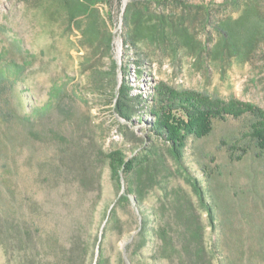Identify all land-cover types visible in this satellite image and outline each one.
I'll return each mask as SVG.
<instances>
[{"label":"rangeland","instance_id":"1","mask_svg":"<svg viewBox=\"0 0 264 264\" xmlns=\"http://www.w3.org/2000/svg\"><path fill=\"white\" fill-rule=\"evenodd\" d=\"M253 1L100 0L92 17L71 18L60 0H0V264H64L69 251L77 264H187L175 211L189 207L206 251L218 242L213 264H264V153L247 148L251 116L213 121L207 137L187 142L184 166L215 198L212 232L151 114L159 87L264 112V43L241 58L214 52L218 27L251 28L264 17V0ZM133 6L146 7L150 22L186 29L195 47L170 31L165 41L132 37ZM93 20L113 37L107 53L86 32ZM120 84L137 99L130 121L108 100ZM115 151L151 158L118 185L106 160ZM161 231L177 244L170 258L160 253Z\"/></svg>","mask_w":264,"mask_h":264},{"label":"trees","instance_id":"2","mask_svg":"<svg viewBox=\"0 0 264 264\" xmlns=\"http://www.w3.org/2000/svg\"><path fill=\"white\" fill-rule=\"evenodd\" d=\"M60 1L69 16L75 18L80 15L92 17L93 15L89 11L100 0ZM251 2L255 3L253 0ZM233 4H237L236 1ZM250 12L252 11L248 10L247 14ZM125 15L128 17L127 22L132 31L131 36L134 38H147L150 41L161 38L162 41H165L167 38L165 32L170 31L178 34L181 42L190 49L195 47L187 30L176 28L170 19L166 22L163 17H160L156 19V22H150L146 7L133 6L126 11ZM88 27L86 32L92 34L96 39L93 48L106 53L109 52L113 42L111 33L103 31L98 22L94 20ZM217 30L220 34V41L214 48L215 56L226 54L228 57L241 58L245 54L244 49H246V52L253 48L256 43H264V17H261V20L253 24L251 28H246L239 21H235L233 26L226 24L218 27ZM259 37L262 38L261 41H258ZM123 73L126 75V71ZM138 75H140V71H138ZM112 92L114 95L108 100H110V105L113 106V111L121 119L130 121L133 107L137 101L135 97L131 96L130 87L126 84L116 85L112 87ZM156 92L157 103L151 111L155 118L152 133L166 144L168 156L179 167V176L190 187L198 209L206 214L208 224L212 232H215L219 227L215 198L211 191L206 190L202 182L185 168L183 157L187 142L191 139L200 140L207 137L211 133L213 121H224L227 117L239 119L244 115H249L252 120L249 127L247 148L257 153H264V112L251 104L235 101L224 103L198 94L177 93L163 87L157 88ZM12 119L24 125L33 120L32 118L22 120L15 117ZM248 151L249 149L243 152L247 153ZM149 158H151L149 155H145L142 158L127 160L122 153L117 151L106 155L111 176L118 185H120L121 175L128 176L133 172L140 174L142 170H145ZM151 179L152 175L150 174L147 176L146 182ZM142 190V186L136 187L140 199L142 198ZM129 195L130 193L126 192L121 194L119 203H126L129 200ZM209 195L211 200L208 198ZM186 205H188V202ZM186 211L187 214L180 209L175 211V218L181 223L182 228L178 240L179 253H181L187 264H213L214 261L219 262L220 249L218 242L212 240L209 252H207L204 247L203 229L198 217L192 213L190 207ZM157 236L162 245L160 253L164 258H170L171 252L174 253L177 250V244H174L173 239L162 231L157 233ZM22 237L25 243L32 237V233L27 229L25 233H22ZM65 258L64 264H77L78 255L72 251H69Z\"/></svg>","mask_w":264,"mask_h":264}]
</instances>
